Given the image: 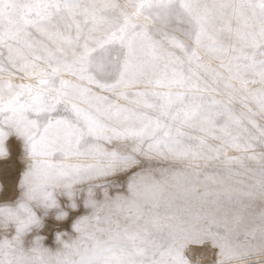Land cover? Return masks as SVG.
<instances>
[{"label":"snow or ice","instance_id":"1","mask_svg":"<svg viewBox=\"0 0 264 264\" xmlns=\"http://www.w3.org/2000/svg\"><path fill=\"white\" fill-rule=\"evenodd\" d=\"M208 11L198 0H0V160L16 153L0 167V264H167L139 259L145 245L185 264L193 222L214 264H264V163L243 189L230 167H206L230 165L240 147L221 90L264 77V58L236 56L228 76L210 69L202 51L222 48ZM254 99L264 112V91ZM247 139L264 143V126Z\"/></svg>","mask_w":264,"mask_h":264},{"label":"rangeland","instance_id":"2","mask_svg":"<svg viewBox=\"0 0 264 264\" xmlns=\"http://www.w3.org/2000/svg\"><path fill=\"white\" fill-rule=\"evenodd\" d=\"M115 3L119 8H124L127 0H115ZM198 3L201 7L209 8L207 28L222 48V57L207 50L202 51V59L210 69L228 76L225 66L234 57L247 54L264 58L260 56L264 52V0H198ZM8 11L13 16L18 15L15 8H10ZM141 23L150 26V21L142 19ZM246 78L248 80L247 87L242 86L239 80L234 79L232 80L234 91L229 93L221 90L220 93V98L229 103L233 114L238 118L239 122L231 127V132L240 138V147L228 152V155L233 158L230 165L218 161H209L206 165L209 170L230 167L232 169L230 182L234 187L240 189L252 184L258 178V171L261 164L264 163V143H250L247 139L248 133L256 132L259 127L264 126V112L260 110L254 99L261 91H264V77L256 72H248ZM193 135H199V133H193ZM208 143L216 145L219 141L209 137ZM15 159L16 153L13 150L12 157L8 161L12 162L13 160L14 163ZM2 162L6 161L0 160V163ZM200 163L201 167L205 166L203 161ZM197 190L204 191V187L200 186ZM254 203L259 205L261 202L255 201ZM120 222L122 225L127 223L123 219ZM5 230L3 225H0V234ZM7 231L11 232V227ZM189 231L191 238L182 241V247L178 253L183 256L185 264L189 262H191L190 264H214L215 249H210L207 241L200 244L195 239L199 234L200 227L193 222ZM104 238H107V233L104 234ZM121 247L128 252L138 251L137 246L131 240L123 241ZM144 247L147 251L144 252V255L139 256V259L143 260L145 256L150 259L163 257L167 260V264H174L176 252L169 251L165 246L159 245H145ZM193 249H203L200 251L206 253L205 258L198 257L192 251ZM232 264H237V262L234 261ZM243 264H248V262L245 261Z\"/></svg>","mask_w":264,"mask_h":264},{"label":"bare ground","instance_id":"3","mask_svg":"<svg viewBox=\"0 0 264 264\" xmlns=\"http://www.w3.org/2000/svg\"><path fill=\"white\" fill-rule=\"evenodd\" d=\"M5 164H9V165H11V164H13V160H12V162L11 161H6V162H2V163H0V167H2V166H4ZM203 246V245H202ZM203 248V247H202ZM208 248V247H207ZM210 249H211V247H210ZM198 257H200V258H205V252H203V251H200V250H197V249H193L192 250ZM214 253V252H213ZM195 255V256H196ZM209 255V254H208ZM212 255V254H211ZM213 256V255H212ZM207 257V256H206ZM211 257V256H210ZM212 258H214V257H212ZM199 260V259H198ZM197 260V261H198ZM204 261V260H203ZM191 262H189V263H187V264H190ZM205 263V262H204ZM193 264V263H192ZM196 264V263H195Z\"/></svg>","mask_w":264,"mask_h":264}]
</instances>
